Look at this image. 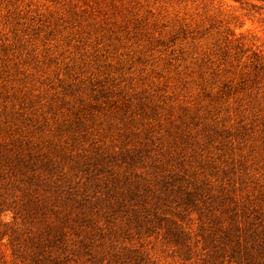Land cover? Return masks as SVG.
Returning <instances> with one entry per match:
<instances>
[{"label": "rangeland", "instance_id": "374dc122", "mask_svg": "<svg viewBox=\"0 0 264 264\" xmlns=\"http://www.w3.org/2000/svg\"><path fill=\"white\" fill-rule=\"evenodd\" d=\"M0 264H264V0H0Z\"/></svg>", "mask_w": 264, "mask_h": 264}]
</instances>
